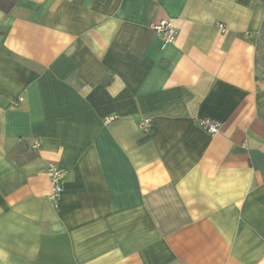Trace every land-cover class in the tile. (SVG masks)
I'll return each mask as SVG.
<instances>
[{"label": "crops", "instance_id": "0c3cea01", "mask_svg": "<svg viewBox=\"0 0 264 264\" xmlns=\"http://www.w3.org/2000/svg\"><path fill=\"white\" fill-rule=\"evenodd\" d=\"M0 264H264V0L0 10Z\"/></svg>", "mask_w": 264, "mask_h": 264}, {"label": "built area", "instance_id": "2783aa9c", "mask_svg": "<svg viewBox=\"0 0 264 264\" xmlns=\"http://www.w3.org/2000/svg\"><path fill=\"white\" fill-rule=\"evenodd\" d=\"M218 26L221 31H226V27L224 24H218ZM152 30L162 40L161 45L163 46V48L168 44H173L178 36L177 28L174 22L171 20H160L159 22L152 25ZM19 101H22V98H20ZM198 122L199 125L209 134H215L220 128L219 123L214 122L210 119H204V121L201 120ZM139 125L142 133H148L151 131V120H142ZM40 146V142H38V140H35L32 148L37 150L38 148H40ZM48 168V173L50 176L49 180L51 181L52 185L51 192L49 193V198L52 202L56 203L60 199L62 192H64V179L67 178L68 172L62 169V167L60 168L56 165H51Z\"/></svg>", "mask_w": 264, "mask_h": 264}, {"label": "trees", "instance_id": "16d2710c", "mask_svg": "<svg viewBox=\"0 0 264 264\" xmlns=\"http://www.w3.org/2000/svg\"><path fill=\"white\" fill-rule=\"evenodd\" d=\"M16 1L17 0H0V10L8 13V11L14 7Z\"/></svg>", "mask_w": 264, "mask_h": 264}]
</instances>
